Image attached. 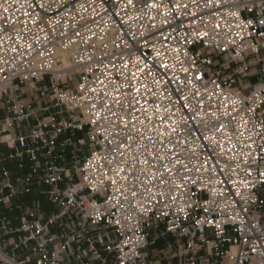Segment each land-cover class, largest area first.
Returning a JSON list of instances; mask_svg holds the SVG:
<instances>
[{
  "label": "built area",
  "instance_id": "1",
  "mask_svg": "<svg viewBox=\"0 0 264 264\" xmlns=\"http://www.w3.org/2000/svg\"><path fill=\"white\" fill-rule=\"evenodd\" d=\"M204 4L0 0V264H264V0Z\"/></svg>",
  "mask_w": 264,
  "mask_h": 264
},
{
  "label": "rangeland",
  "instance_id": "2",
  "mask_svg": "<svg viewBox=\"0 0 264 264\" xmlns=\"http://www.w3.org/2000/svg\"><path fill=\"white\" fill-rule=\"evenodd\" d=\"M215 61L217 63L222 61V58H215ZM79 76L75 75L73 76V85H75L78 82ZM253 82L254 79H253ZM28 95L30 97H38V93H34L33 91L29 92ZM82 136L86 138V135L83 133ZM43 206H48L47 203L43 201ZM151 233L154 234V230H151ZM156 234V233H155ZM185 241L179 240L178 242L170 237H160L157 240V243L149 248V250H153V256L155 259L165 258V260L162 262L163 264H181V262L185 259L184 256V247H185ZM170 245L172 247H170ZM162 251V252H161ZM205 255V251H202L199 254V258L203 257Z\"/></svg>",
  "mask_w": 264,
  "mask_h": 264
},
{
  "label": "clouds",
  "instance_id": "3",
  "mask_svg": "<svg viewBox=\"0 0 264 264\" xmlns=\"http://www.w3.org/2000/svg\"><path fill=\"white\" fill-rule=\"evenodd\" d=\"M223 2L226 4V3L229 2V0H223ZM214 5H215V0H213V6ZM204 6L208 7L207 0H205ZM101 7H102V5H101ZM228 15H232V13H228ZM130 35L132 36V41L131 42L124 41V43H123L124 50H127L126 54L136 55L137 52H138L137 49H139V46L141 44L143 45V47H148L149 46L148 39L146 38V31H138L137 33H130ZM222 35L226 38L227 34H222ZM249 47L251 48L252 46L249 45ZM253 50H255V49L253 48ZM173 59H175V57H173ZM236 59H238V60L241 59L239 54H237ZM5 62H7V61H5ZM158 63H159V61H158ZM48 67L49 68H53L54 66L52 64H49ZM60 67L61 68H68L69 69V73H75L76 71H79V69L70 68L68 63H63V64L60 65ZM151 71L153 73V76L151 77V79L153 81H155L156 75H157L156 69L153 68V69H151ZM235 71L240 72V73H244L245 72V68L244 67H240V68L235 69ZM66 74H68V73H66ZM155 87L157 89H159L160 85L156 84ZM157 95H158V93H157ZM65 99H67V97H65ZM85 99H87V98L85 97ZM79 102L83 103L82 100L79 101ZM178 111H179V109H178ZM213 116H215V113H213ZM209 142L211 143V141H209ZM214 195H219V193H215Z\"/></svg>",
  "mask_w": 264,
  "mask_h": 264
},
{
  "label": "crops",
  "instance_id": "4",
  "mask_svg": "<svg viewBox=\"0 0 264 264\" xmlns=\"http://www.w3.org/2000/svg\"><path fill=\"white\" fill-rule=\"evenodd\" d=\"M28 198L29 199H34L35 198V195H33V194H30L29 196H28ZM43 201L45 202V203H47V205L48 206H43ZM38 204L40 205V207L41 208H43V209H45V210H50V209H52V204L47 200V199H45V198H41L40 200H38ZM154 258V256H152V259ZM154 260V259H153ZM155 260H157V259H155ZM163 264V263H162Z\"/></svg>",
  "mask_w": 264,
  "mask_h": 264
},
{
  "label": "bare ground",
  "instance_id": "5",
  "mask_svg": "<svg viewBox=\"0 0 264 264\" xmlns=\"http://www.w3.org/2000/svg\"><path fill=\"white\" fill-rule=\"evenodd\" d=\"M63 62H64V63H67V62H68V59H67V58H64V59H63ZM61 70H62V68H58V69H57L58 73H60ZM61 74L63 75V73H61Z\"/></svg>",
  "mask_w": 264,
  "mask_h": 264
},
{
  "label": "snow or ice",
  "instance_id": "6",
  "mask_svg": "<svg viewBox=\"0 0 264 264\" xmlns=\"http://www.w3.org/2000/svg\"><path fill=\"white\" fill-rule=\"evenodd\" d=\"M155 6V5H154ZM262 24H264V21H262L261 22ZM137 51H139V49H137ZM160 55V53L159 52H157V56H159ZM185 99H187V98H185ZM222 127V126H221Z\"/></svg>",
  "mask_w": 264,
  "mask_h": 264
}]
</instances>
